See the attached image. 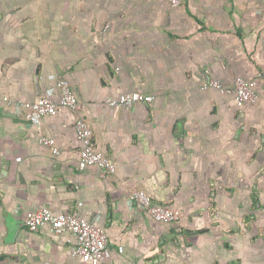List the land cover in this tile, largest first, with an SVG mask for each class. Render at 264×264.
Here are the masks:
<instances>
[{
	"label": "crops",
	"instance_id": "crops-1",
	"mask_svg": "<svg viewBox=\"0 0 264 264\" xmlns=\"http://www.w3.org/2000/svg\"><path fill=\"white\" fill-rule=\"evenodd\" d=\"M263 65L264 0H0V92L57 101L66 79L114 164L110 174L77 168L76 114L65 107L34 121L1 109L0 264H92L70 255L68 234L25 226L41 207L103 229L99 264H264V81L242 108L199 88L209 78L232 87ZM133 91L153 99L105 102ZM135 189L177 219L153 220L129 200Z\"/></svg>",
	"mask_w": 264,
	"mask_h": 264
},
{
	"label": "built area",
	"instance_id": "built-area-1",
	"mask_svg": "<svg viewBox=\"0 0 264 264\" xmlns=\"http://www.w3.org/2000/svg\"><path fill=\"white\" fill-rule=\"evenodd\" d=\"M171 6H178L181 0H165ZM258 79L264 81V65L256 77L243 79L236 77L232 87H227L217 79L209 78L200 83L199 88L206 90L214 88L222 93H231L235 104L244 107L257 102L258 93L256 85ZM56 86L59 90L57 101L47 96H40L35 100H21L12 98L0 92V110L4 107H13L25 114V119L34 121L46 115H54L59 107H65L76 114L73 122L75 137L80 144L77 158V168L83 169L87 165L95 164L110 174L114 171V164L93 144L92 128L90 122L82 114L83 103L79 100L69 82L64 78H58ZM153 99L150 94H142L137 91L121 93L116 98L106 99V104L111 107L129 108L134 103H149ZM39 143L48 147L53 155L59 154V147L55 140L46 135L39 137ZM128 198L132 202L141 204L146 212L155 221L173 222L178 217V212L161 203L155 202L143 189H135L129 192ZM24 224L30 231H36L42 226H48L56 236L68 234L72 238L70 255L80 258L83 262L99 264L107 252V235L95 222L78 215L72 209H64L53 212L48 207H41L33 212L25 214Z\"/></svg>",
	"mask_w": 264,
	"mask_h": 264
},
{
	"label": "water",
	"instance_id": "water-1",
	"mask_svg": "<svg viewBox=\"0 0 264 264\" xmlns=\"http://www.w3.org/2000/svg\"><path fill=\"white\" fill-rule=\"evenodd\" d=\"M160 258L161 259H164L165 258V252L160 254Z\"/></svg>",
	"mask_w": 264,
	"mask_h": 264
}]
</instances>
